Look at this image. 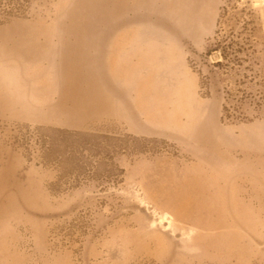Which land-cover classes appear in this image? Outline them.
<instances>
[{"label": "rangeland", "instance_id": "obj_1", "mask_svg": "<svg viewBox=\"0 0 264 264\" xmlns=\"http://www.w3.org/2000/svg\"><path fill=\"white\" fill-rule=\"evenodd\" d=\"M256 132L264 0H0V264H264Z\"/></svg>", "mask_w": 264, "mask_h": 264}, {"label": "crops", "instance_id": "obj_2", "mask_svg": "<svg viewBox=\"0 0 264 264\" xmlns=\"http://www.w3.org/2000/svg\"><path fill=\"white\" fill-rule=\"evenodd\" d=\"M119 40V39H118ZM119 46H117L116 50L114 48H108L107 50L101 48L100 52L103 54L106 51L109 53H112L114 50V52L116 53V55L118 56V62H120V64L124 65V55H125V47H124V43H118ZM136 51V47H130L129 49H127V53H131L134 54ZM113 52V53H114ZM123 65H120V68H122ZM222 141H224L226 143L227 146L229 147H234L236 146V137L235 136H222ZM241 141L248 147H250L251 149L255 148L256 151H258L259 149L264 150V133H259L256 132V136H243L241 138ZM228 170V168H227Z\"/></svg>", "mask_w": 264, "mask_h": 264}, {"label": "bare ground", "instance_id": "obj_3", "mask_svg": "<svg viewBox=\"0 0 264 264\" xmlns=\"http://www.w3.org/2000/svg\"><path fill=\"white\" fill-rule=\"evenodd\" d=\"M143 201H144V200H143ZM145 201H146V200H145ZM145 201H144V202H145ZM144 202H143V203H144ZM145 203H146V202H145ZM150 204H151V203H150ZM147 205H148V204H147ZM147 205H146V206H147ZM148 206H149V205H148ZM148 206H147V207H148ZM150 207H151V206H150ZM153 207H154V206H153ZM156 209H157V208H156ZM149 210L152 211V209H150V208H149ZM153 210H154V209H153ZM156 211H157V210H156ZM160 213H161V212H160ZM156 214H157V213H156ZM154 215H155V214H154ZM157 215H158V214H157ZM166 216H167V215H166ZM156 217H157V216H156ZM156 217H155L153 220H156ZM159 217H161V216H159ZM168 219H170V218H168ZM165 221H166V220H165ZM166 222H167V221H166ZM168 222H169V221H168ZM155 223H156V222H155ZM192 232H193V231H192ZM192 232H191V233H192ZM193 233H194V232H193Z\"/></svg>", "mask_w": 264, "mask_h": 264}]
</instances>
